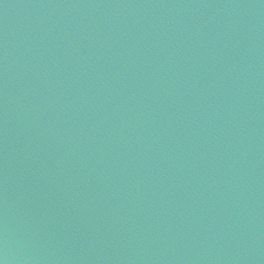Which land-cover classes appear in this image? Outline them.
<instances>
[{
    "label": "water",
    "instance_id": "95a60500",
    "mask_svg": "<svg viewBox=\"0 0 264 264\" xmlns=\"http://www.w3.org/2000/svg\"><path fill=\"white\" fill-rule=\"evenodd\" d=\"M0 264H264V0H0Z\"/></svg>",
    "mask_w": 264,
    "mask_h": 264
}]
</instances>
